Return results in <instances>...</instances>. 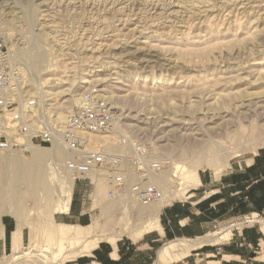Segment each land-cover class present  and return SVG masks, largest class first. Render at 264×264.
<instances>
[{
    "label": "rangeland",
    "instance_id": "rangeland-1",
    "mask_svg": "<svg viewBox=\"0 0 264 264\" xmlns=\"http://www.w3.org/2000/svg\"><path fill=\"white\" fill-rule=\"evenodd\" d=\"M0 41L19 69V91L39 100L40 116L59 125L63 121L57 115H68L84 91L102 88L97 93L108 97L118 119L96 144L133 155V146L140 143L146 146V159L160 164L150 176L159 182L165 200L171 199L160 215L166 235L153 231L144 235L148 240L160 249L180 238L162 214L175 205L179 213L198 214L192 231L203 233L197 237L224 235L193 249L181 264H264V213L228 218L213 213L215 205L205 202L219 182L216 168L204 161L211 145L217 170L224 173L231 166L246 167L264 150V0H0ZM36 42L44 60L41 71L33 72L27 54ZM8 153L0 150V156ZM3 163L0 172L10 180L15 173ZM61 163L62 176L72 178ZM126 167L136 181L134 169ZM37 171L43 178L52 175L51 202L42 199L38 206L34 199H24L22 218L1 204L0 224L10 227L5 236L0 234V264H72L86 255L81 252L90 245L85 237L89 230L96 242H129L125 230L153 228L147 209L161 201L145 206L131 192L112 198L106 171L92 173L97 181L76 180L67 194L68 199L73 195L68 213L55 214L61 223L93 221L82 230L84 238L61 230L52 219L57 210H47L64 198L60 179H54L50 162ZM198 172L204 183L191 189ZM2 185L14 192L30 186L29 181H0ZM188 190L190 196L184 198ZM17 220L26 226L24 245L12 248Z\"/></svg>",
    "mask_w": 264,
    "mask_h": 264
},
{
    "label": "built area",
    "instance_id": "built-area-1",
    "mask_svg": "<svg viewBox=\"0 0 264 264\" xmlns=\"http://www.w3.org/2000/svg\"><path fill=\"white\" fill-rule=\"evenodd\" d=\"M19 74L11 52L0 41V150L29 154V142L52 145L61 139L70 153L66 168L75 181L91 179L93 172L107 171L112 198L131 192L143 205L164 198V191L150 176L152 171L159 170L160 164L146 159L145 145L136 144L133 155H123L94 143L93 135L107 133L118 119L107 98L97 92L84 91L78 105L59 126L51 118L38 114L39 100L36 97L21 94ZM128 165L137 174L136 181L132 179L133 172L126 167Z\"/></svg>",
    "mask_w": 264,
    "mask_h": 264
},
{
    "label": "crops",
    "instance_id": "crops-1",
    "mask_svg": "<svg viewBox=\"0 0 264 264\" xmlns=\"http://www.w3.org/2000/svg\"><path fill=\"white\" fill-rule=\"evenodd\" d=\"M214 172L217 175L215 181H218L219 183L215 186V188L208 190L209 195H207V197H211L205 202L206 204L209 203L210 205H215V208L212 211L213 213L219 212L221 215L226 216L227 218L252 211L264 213V150L256 153V155L250 160V163L247 164L246 167L235 169L233 166H231L230 170L224 173H222V170H214ZM66 176L69 177V175ZM92 178L93 181H97L93 176L91 179ZM201 182L202 178H200V174L198 172V179L196 183L190 188L192 189L197 187L201 184ZM203 183L204 182H202V184ZM190 190L186 192L184 198L190 196ZM72 196L64 209L54 212L53 220L56 226H58L61 230L63 229L69 233H75L79 238H83L82 235L84 234V231L82 230H85L87 227L91 226L93 221L87 225L69 224L58 222L55 218L56 213H68L72 202ZM170 203L171 201L163 205L161 210L164 206L170 205ZM206 209H209V207H206L204 210ZM209 210L211 211L212 209L210 208ZM162 214L168 219L170 223H173L176 226L178 236L180 238L168 241L159 249L158 244L154 243V239L150 238L148 240V237L144 236L145 234L153 231H163L161 234L166 235V231L163 229L161 224L160 211L158 225L159 228H151L150 230L145 231L137 239L126 235L132 241L120 242L118 241L120 238H117L102 239L106 240L107 242H101L102 240L96 242L94 240V235L92 234V238L90 237V245L86 244V246L82 249L83 251L81 252L82 254L86 255H81L72 264H181L180 260L188 256L193 249L199 248L207 243H217L219 242L218 240L220 237L224 236L222 235L223 233L218 235L217 233L212 232L205 236L197 237L203 233L192 231L195 222L199 218L198 214L179 213L177 206L175 205L164 209ZM19 224L20 223L17 220V228L11 230L12 248L15 244L24 245L23 230L26 226L21 227ZM7 226L10 227V224L5 225L4 228L0 224L1 235H6ZM172 227L173 226L171 225L169 230H171ZM213 233L217 234L216 238H213L210 241H200V239H203ZM191 237L197 238L193 239ZM142 238L144 240L139 241ZM182 240H186V244L184 243V245H182L183 242L179 243ZM222 251H224V249H222ZM224 256L240 257V255L233 253H225ZM210 264H220V262H212ZM229 264L237 263L230 262Z\"/></svg>",
    "mask_w": 264,
    "mask_h": 264
},
{
    "label": "bare ground",
    "instance_id": "bare-ground-1",
    "mask_svg": "<svg viewBox=\"0 0 264 264\" xmlns=\"http://www.w3.org/2000/svg\"><path fill=\"white\" fill-rule=\"evenodd\" d=\"M43 60H44V56L42 55V50L40 49V45L36 42V44L33 46V48H31L29 50V52L27 54V62H28V65H29V68L31 69V71H33V72L37 71L41 67ZM40 71H41V68H40ZM34 81L37 82L39 84V87L41 88V85L38 82V79L34 78ZM101 89L102 88L95 89V90H93V92H104V90L101 91ZM103 97L108 98L107 96H103ZM41 98L43 99V95H41ZM79 101H80V98H79ZM109 104L111 105L110 101H109ZM66 117H67V115H65L63 113H59L56 117V120L59 122L63 121L62 123H64ZM62 123H60L59 126H61ZM251 129H252V131H256V127H254V126H251ZM104 134L105 133L93 135V138H95L94 143L97 142V139L99 136H102ZM62 145H63L67 154H64L65 151H62ZM28 147L30 150L29 154L31 155V159H28V160L26 158V155H27L26 153L20 152L17 150H8L9 151L8 154L0 156V163L1 162L5 163L3 168L5 170H11L15 173L14 177L9 180L7 178L8 176L4 177L3 176L4 173L2 172L3 174H1V172H0V181H10V182L11 181H14V182L15 181H27V183L29 181V184H30L29 188H27V190H25L23 192H19V191L14 192V189H12L10 191L9 189H5L3 185H2L3 188H0V212H2V210H3V206L1 204L6 202L7 203L6 205L9 208L6 207L7 210L4 209L5 212L13 211L12 213L17 215L18 218H22V216H23L21 214V212L19 211V209H20L21 202L26 198L34 199L35 203L38 206H41V204H42L41 200L42 199H47V201L51 202L50 195H51L52 189L50 187L51 184H50L49 178H51L52 175L50 176V174H48V177L46 176V178H47L46 179V178H43V177H45V175L43 173H40L37 171L43 165L50 162L51 168L53 170L52 172L54 174L53 177H54V179H57V178H58V180L60 179V181L58 183H60L59 187H61L63 195H64V198L60 201L59 206L57 208L51 207V205H49L50 208L48 207L47 210H49V211L57 210L58 211V210L64 209L70 200L67 198V194L72 191L73 186H74V176H72V174L66 168V161L69 158L70 153L68 152L66 145L63 143V141L61 139L55 140L53 142V144L51 145V147H43V146L38 145V144H32L31 142H29ZM101 147H103L106 150H109L108 148H106L104 146H101ZM207 150L210 153L205 156L204 161L207 162L208 166L216 168L215 171H219V170H217L219 168V166H218V163L216 160L215 150H213V147L211 145L207 146ZM2 151H4V150H2ZM109 151L116 153L115 151H112V150H109ZM117 154H120V153H117ZM218 160H219V158H218ZM62 161H64V166L66 168V171L72 176V178L62 176L63 171H60L58 169V168H60V163ZM195 175L196 176H194V179H196L198 177L197 173ZM192 182L194 183L196 181H192ZM154 183L157 186L159 184V182H154ZM15 184H17V182ZM6 185H7V183H6ZM12 185H14V183ZM184 192L185 191L180 193V195H182ZM66 198L68 200H66ZM170 200L171 199L165 200V198H163L162 200H160L161 203L159 205H154L150 209L149 208L147 209L148 210L147 215H148V219H149V222L151 224V227H153V228L158 227V225H159V214L161 211V207L163 205H165L166 203H169ZM157 202H159V201H156L153 203H157ZM145 206H148V205H145ZM53 217L54 216H52V219H53ZM262 223L264 224V221H262ZM54 224H55V222H54ZM128 230L127 231L125 230V232L128 234V236H130L131 238L137 239L145 232L146 229L144 228L140 233H137L134 231H128ZM92 234L93 233L90 232V230H89L88 234L86 236L83 235L82 237L84 238V236H85V237L90 239V237L92 238ZM216 237H217V234H211L210 236H207V238L200 239V241H210ZM179 243H182V245H184V243L186 244V240L185 241L182 240ZM188 247H189V245H188Z\"/></svg>",
    "mask_w": 264,
    "mask_h": 264
}]
</instances>
